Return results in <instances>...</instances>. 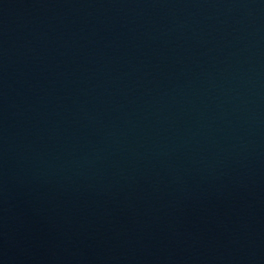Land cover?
Masks as SVG:
<instances>
[{"label": "water", "instance_id": "water-1", "mask_svg": "<svg viewBox=\"0 0 264 264\" xmlns=\"http://www.w3.org/2000/svg\"><path fill=\"white\" fill-rule=\"evenodd\" d=\"M0 264H264V0H0Z\"/></svg>", "mask_w": 264, "mask_h": 264}]
</instances>
